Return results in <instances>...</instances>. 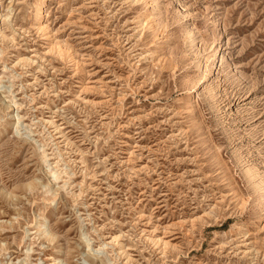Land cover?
<instances>
[{
    "label": "rangeland",
    "instance_id": "1",
    "mask_svg": "<svg viewBox=\"0 0 264 264\" xmlns=\"http://www.w3.org/2000/svg\"><path fill=\"white\" fill-rule=\"evenodd\" d=\"M0 13V264H264V0Z\"/></svg>",
    "mask_w": 264,
    "mask_h": 264
},
{
    "label": "bare ground",
    "instance_id": "2",
    "mask_svg": "<svg viewBox=\"0 0 264 264\" xmlns=\"http://www.w3.org/2000/svg\"><path fill=\"white\" fill-rule=\"evenodd\" d=\"M35 7H36L37 14L39 15L40 14L41 7H40L39 4L36 5ZM0 17H1V13H0ZM36 18H38V17H36ZM145 21H147V20H145ZM145 21H142V22L145 23ZM46 230L47 229H41L40 232L43 233V234H46L47 237L52 238V235L49 232L45 233Z\"/></svg>",
    "mask_w": 264,
    "mask_h": 264
}]
</instances>
